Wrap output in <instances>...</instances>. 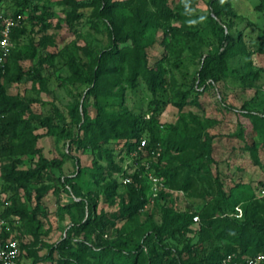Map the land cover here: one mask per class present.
<instances>
[{"label": "rangeland", "instance_id": "374dc122", "mask_svg": "<svg viewBox=\"0 0 264 264\" xmlns=\"http://www.w3.org/2000/svg\"><path fill=\"white\" fill-rule=\"evenodd\" d=\"M78 1L87 6L81 9V18L70 23L71 0H0V13L14 21L13 45L22 55L17 63L11 59L8 76L16 70L17 64L28 70L23 81L6 85V77H2L0 82L7 86L10 94L33 96L49 102L42 104L40 101L34 105L33 108L42 114H50L53 103L67 114L72 104L86 101L90 104V113L96 116L100 108L95 106V97L88 95L93 85L89 76L102 65L110 68V74H115L119 81L113 83L112 79L108 83L107 90L113 95L98 98L103 105L101 112L127 110L151 120L155 134L165 142L164 145L160 142L159 155L139 160H134L128 153L122 138L103 140L97 148L73 147L68 158L63 159L62 154L67 150L65 141L69 142V139L58 144L54 136H42L39 145L43 154L51 159H61V166L54 168L56 174L69 176L74 184L72 193L50 189L35 219L28 216L13 220L16 223L10 236L20 238L26 246L17 264H109L108 259L101 261L78 242L54 251L45 246L44 242L57 244L65 230L80 221L78 209L69 206L70 194L79 199H93L96 211L107 214V240L125 233L133 247L142 241L147 231L170 220L175 213L181 214L182 219L193 214L201 216V213L218 219L228 214L242 219L247 212L264 215L258 189L259 183L264 181V131L254 130L251 125L252 115L264 114V50L261 49L264 0L232 1L238 17L229 22L230 33L244 42L246 51L230 58L229 71L221 81L216 84L207 81L199 86L195 77L202 65L201 58L218 51L223 42L224 25L213 18L211 0H164L170 13L168 18L152 0H115L118 5L109 12L99 1ZM45 7L51 12L46 13ZM138 12L143 17L141 20H138ZM110 20L119 34L134 36L141 47L139 52L158 70L155 90L143 75H139L136 85L131 86L128 62L120 60L116 54H107L111 40L106 22ZM42 41L38 54L53 53L50 62L40 61L38 54L34 58L27 56L32 42ZM125 42L126 46H132L130 38ZM34 68L45 76V85L32 79ZM74 68L83 79L77 76L72 79ZM179 90L190 94L182 107L176 103L183 101ZM196 99L199 103H195ZM242 111L252 112L247 118L251 128L248 140L255 150L243 147L244 142L234 137L240 130ZM46 130L45 126L38 125V132L45 133ZM206 131L216 134V161L213 163L199 157V142ZM169 138L178 141V146L170 143ZM183 143L185 146L180 149ZM106 148L112 151L111 157L106 155ZM33 158L37 159L38 155ZM185 158L197 161L198 170H191L184 163ZM166 163L176 166L181 175L194 176L195 180L186 189L177 180L161 176L162 188L153 195L149 173L156 172ZM124 177L130 178L129 183L134 184L135 190L122 182ZM219 181L229 195L227 198L220 194ZM53 183L44 179L38 185ZM142 186L146 200L138 206ZM15 203L29 211L36 205L23 190L16 194ZM193 220L194 232H184L179 230L181 220L177 219L175 234L168 235L165 242L182 250L185 256L192 255L197 259L213 250L223 254L230 247L236 254L241 252L234 235L222 236L221 224L210 229L201 250L193 249L192 244L201 242L199 228L203 223L202 218L200 223ZM147 250L157 264H165L161 261L163 249L157 240H152ZM147 257L142 253L134 264H145ZM65 258L68 261L63 262Z\"/></svg>", "mask_w": 264, "mask_h": 264}, {"label": "trees", "instance_id": "16d2710c", "mask_svg": "<svg viewBox=\"0 0 264 264\" xmlns=\"http://www.w3.org/2000/svg\"><path fill=\"white\" fill-rule=\"evenodd\" d=\"M73 11L72 15L68 17V21L73 23L75 20L81 18V9L87 6V3L78 0H71ZM99 1L105 6L104 9L113 11L118 3L115 0H95ZM154 4L158 5L162 9L164 17L170 16L168 7L164 3V0H152ZM233 0H211L210 4L213 10V18L218 19L223 25V42L218 51L214 53H208L201 58V68L195 77L198 82V86L201 83L207 81L212 84H216L221 81L230 68V58L237 53L245 52L246 48L244 42L237 40L234 35L230 33L229 22L234 17H238V13L233 8ZM146 4V2H144ZM259 7H261L259 5ZM44 11L50 13V8L45 7ZM20 13V12H19ZM17 13V14H19ZM138 12V20L143 17ZM108 36L111 40L110 48L106 50L109 56L118 55L120 60L128 62L130 72V84L136 85V80L139 75H143L149 86L155 90L158 82V70L149 64L148 58L144 57L139 50L140 45L136 42L134 36L130 34H119L118 29L110 21L106 22ZM148 22H146L147 24ZM148 25V24H147ZM2 28V18L0 16V37ZM130 38L132 40V46H126V40ZM10 40L12 43L11 53L8 56L5 65L0 64V79L6 77V85L14 82L23 81L28 74V70L17 64L16 70L8 76L10 69V61L13 59L16 63L21 58V53L13 45L15 42V28L13 27ZM44 42H32L27 56L34 58L38 54V46ZM262 50H264V40L262 42ZM243 49H240V47ZM53 53H47V55L38 54L39 60L44 62H50L53 57ZM144 58H143V57ZM143 58V60H142ZM100 64V63H99ZM33 80L38 81L45 85L46 78L38 68H34ZM77 76L80 79L84 77L74 68L72 79ZM117 83L119 79L115 74H110V68L99 65L95 68L89 76V81L93 84L88 91L89 96H93L96 99V104L100 108L96 116H92L90 113V104L86 101L76 102L72 104L67 114L62 112L58 106L53 103V110L50 114H42L37 112L33 107L41 100L33 96H22L20 94H10L7 92V86L0 82V179L3 182L4 191L9 195L12 201L11 206L6 210V216H18L36 218L37 213L41 211L43 205V198L50 189L57 191L71 192L74 182L69 176L63 177L57 175L54 168L61 166V159H51L43 154V148L39 145V141L42 136L49 135L54 136L56 143H61L64 139H69V142L65 141L67 150L63 152V159H67L69 153L73 147L86 150L89 147L97 148L100 146L103 140L108 141L111 138L124 139V146L127 148L128 153H131L139 144L141 138L145 137L148 141L146 152L141 155L142 159L145 156H151V151L159 147L165 140H161L154 132L153 126L150 124L151 120L135 116L127 110L120 112L104 110L102 113L103 105L99 102L100 96L113 95L107 90L109 81ZM47 90V87L44 88ZM179 95L183 98V101H176L181 107L187 102L186 98L190 95L188 91L179 90ZM98 100V102H97ZM42 104L49 102L41 101ZM195 103H199L198 99ZM243 112V111H242ZM239 115L240 130L234 137L240 138L244 142L245 148L255 150V146L248 140L251 128L247 122V118L250 117V111H245ZM254 116L251 121L253 129L264 131V114L252 115ZM38 125H43L47 128L45 133L38 132ZM82 131V132H81ZM82 133V134H81ZM215 138L216 134H211L206 131L203 140L200 144L199 157L203 160H207L210 163L215 162ZM168 139V138H167ZM170 143L178 146V141L173 138H169ZM180 146V149L184 147ZM168 147V146H167ZM106 155L111 157L112 151L108 148L105 149ZM38 155L37 159L33 157ZM138 159V160H139ZM184 163L190 167L191 170H198L197 161L193 162L190 158L183 159ZM30 162V163H29ZM160 177L170 178L171 181L177 180L183 188H189L193 181L194 176L189 174L181 175L176 166L171 163H166L161 167H158L155 172ZM144 177V176H143ZM135 178H137L135 176ZM44 179L53 181V184H40ZM123 182V180H122ZM150 182V181H149ZM220 183V194L222 197L227 198L229 195L224 190L223 184ZM131 187V190H135L134 184H126ZM264 186V181L259 183L258 189ZM24 191L30 200H35L36 205L32 211L26 210L18 206L15 203L16 194L20 191ZM145 188L139 190V204L143 205L145 202ZM141 195H143L141 197ZM71 202L69 206L76 207L81 214L79 222L73 223L69 226L63 238L57 242V244H50L44 242L45 246L54 251L57 249H63L65 246L73 245L74 242H78L82 247L86 248L93 256L103 259H108L109 264H134L142 253L147 255V261L145 264H157V261L152 255H148V245L152 240L157 242L162 247L161 261L165 264H222L223 258L232 253L234 248L230 247L225 253L220 254L218 251H211L201 259H197L192 255L185 256L183 251L178 248H173L165 242V238L168 235H173L176 232L177 221H180L179 230L184 232H194L192 227L195 216L199 214L190 215L188 218L184 216L182 219L181 214L175 213L170 220H166L161 225L154 226L151 230L147 231L142 241L136 246H131V240L125 233H120L116 237L107 240L106 234L109 226V219L104 211L98 213L95 209L96 202L90 198L79 199L77 195L70 194ZM262 196V204H264V195ZM142 198V199H140ZM264 206V205H263ZM168 215V214H167ZM222 217L221 219L208 217L205 213L199 215V220L195 222L200 223L201 218L203 220L202 225L199 228V234L201 236V242L198 244H192V248L195 250H201L203 248V242L208 238V232L214 225L221 224L223 226L222 236L234 235L235 241L239 244L241 252L238 253V258L243 260L246 257L257 255L264 251V215L256 212H247L244 217L238 218L236 216ZM83 237L81 238V234ZM11 232H5L2 236L4 238L9 237ZM11 237V236H10ZM19 241L21 247V253L26 247L20 241V238L14 237ZM21 256V255H20ZM68 261V258L63 259V262ZM264 264V263H263Z\"/></svg>", "mask_w": 264, "mask_h": 264}, {"label": "built area", "instance_id": "2783aa9c", "mask_svg": "<svg viewBox=\"0 0 264 264\" xmlns=\"http://www.w3.org/2000/svg\"><path fill=\"white\" fill-rule=\"evenodd\" d=\"M2 18V28L0 37V64L5 65L8 56L11 53L12 43L10 40L11 32L14 27L13 19L0 13ZM148 141L145 137L141 138L138 146L131 152L132 158L138 160L141 155L146 152ZM161 153V147H157L151 151L152 155H159ZM1 166V158H0ZM150 189L153 195H157L162 188L163 179L155 172L149 173ZM124 183H129L130 178L124 177ZM260 194L264 195V186L260 188ZM12 201L9 195L5 193L3 182L0 179V264H17L21 255V247L19 241L15 238L6 237L2 235L5 232H11L12 226L18 221V216H6V210L11 206ZM199 215L195 216V220L198 221ZM264 263V251L254 256H249L240 260L235 252L227 254L222 264H263Z\"/></svg>", "mask_w": 264, "mask_h": 264}]
</instances>
